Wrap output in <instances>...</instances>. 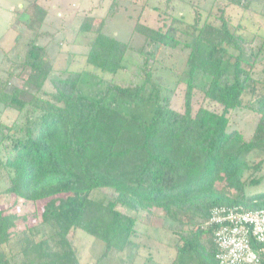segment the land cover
I'll return each instance as SVG.
<instances>
[{"label": "trees", "instance_id": "trees-1", "mask_svg": "<svg viewBox=\"0 0 264 264\" xmlns=\"http://www.w3.org/2000/svg\"><path fill=\"white\" fill-rule=\"evenodd\" d=\"M172 1L154 7V26L135 21L133 31L143 37L134 49L137 62L127 65L132 46L106 34L103 17L94 29L89 19L76 29L88 36L83 65L73 66L78 57L70 53L59 70L39 40L47 10L37 0L23 5L36 32L18 59L4 55L0 76V196L13 197L0 207V264H81L77 231L104 244L87 264H109L123 252L133 260L136 224L154 210L170 222L176 256L169 264H218L212 230L200 227L211 208L264 209V190L252 191L264 181V67L255 71L264 37L247 38L226 16L229 6L249 9L252 0H213V19L194 8L191 21L172 14ZM118 5L111 0L110 14ZM167 47L187 50L180 106L153 78ZM24 70L25 85L15 84ZM83 75L102 92H82ZM238 108L258 115L249 138L229 127ZM9 110L16 112L11 119ZM97 189L109 198H94ZM40 201L39 220L20 229L37 212L20 213L17 205ZM12 242L15 249L6 251Z\"/></svg>", "mask_w": 264, "mask_h": 264}, {"label": "rangeland", "instance_id": "rangeland-1", "mask_svg": "<svg viewBox=\"0 0 264 264\" xmlns=\"http://www.w3.org/2000/svg\"><path fill=\"white\" fill-rule=\"evenodd\" d=\"M30 0H0V76H5L3 66L4 55H13L12 59L23 50V44L36 32V27L32 21H27L22 15V7ZM47 10L44 21L42 35L39 40L48 46V51L55 56L54 70H59L66 65L67 59H71L70 53H76L78 59L73 62V66H82L84 61H79L81 53L87 48V38L85 33L77 32L76 29L87 19L94 29L99 20L106 18L103 31L106 34L114 35L122 41H129L132 46L127 54V65L138 61L134 49L141 45L143 37L133 31L136 20L151 26L156 24L158 11L154 7L162 10L166 7L165 0H118V10L110 14L109 6L111 0H37ZM249 9L238 6H229L226 9V16L232 21V25L237 22L242 25L243 34L247 38L257 35V42L264 37V0H252ZM171 12L174 16H183L186 21H191L194 16V8L200 11L209 10V18L213 19L216 7L212 5L213 0H173ZM22 5L21 7H19ZM203 15V14H202ZM242 31V29L240 28ZM256 31V32H255ZM262 36V37H261ZM87 37V38H86ZM185 39L184 37H182ZM15 40H18L15 43ZM60 44V46H58ZM15 46V47H14ZM187 50L180 47L172 49H161L158 55V63L155 64L154 81L161 87L163 94L169 95L170 102L176 106L183 104V94L185 85L179 82V73L184 65ZM20 59V58H19ZM264 67V55L261 64L257 65L255 71L260 72ZM27 70L13 78V82L25 85L24 80ZM79 88L83 92L89 91L91 95L97 96L101 93L103 86H99L97 81L87 75H83ZM86 94L88 92H85ZM199 98V92L195 90V99ZM248 97H245L247 99ZM16 115L14 110L6 113L7 119ZM258 115L250 108H238L233 111L230 128L240 130L246 138L253 133L257 123ZM259 173H264V166ZM264 181L253 187V192L263 191ZM93 197L106 201L109 193L104 189H97L93 192ZM13 203V197L7 195L0 196V207H9ZM43 202L40 201L34 206L30 203L19 204L16 207L20 213L36 208L37 216L32 215L28 221L24 222L21 228L33 224L39 220V212ZM125 210L124 208H119ZM170 222L162 216L160 210H154L151 215H141L136 227L138 234L134 237L133 254L135 258L129 261L127 252H123L109 259V264H164L170 259L171 248L174 245V237L168 230ZM43 235H39L42 237ZM74 244L77 249L81 264L94 262L103 252V242L94 239L83 231H77L74 237ZM14 248V242L6 246ZM175 254V253H174ZM149 260V261H148Z\"/></svg>", "mask_w": 264, "mask_h": 264}, {"label": "built area", "instance_id": "built-area-1", "mask_svg": "<svg viewBox=\"0 0 264 264\" xmlns=\"http://www.w3.org/2000/svg\"><path fill=\"white\" fill-rule=\"evenodd\" d=\"M200 227L212 230L218 264H264V209L216 205Z\"/></svg>", "mask_w": 264, "mask_h": 264}, {"label": "crops", "instance_id": "crops-1", "mask_svg": "<svg viewBox=\"0 0 264 264\" xmlns=\"http://www.w3.org/2000/svg\"><path fill=\"white\" fill-rule=\"evenodd\" d=\"M21 6L22 5H20L19 7H21ZM171 250H173V251L171 252L170 259H169V261H168L167 264H169L175 258V256H176V250H175V248L173 247V248H171ZM164 264H166V263H164Z\"/></svg>", "mask_w": 264, "mask_h": 264}]
</instances>
